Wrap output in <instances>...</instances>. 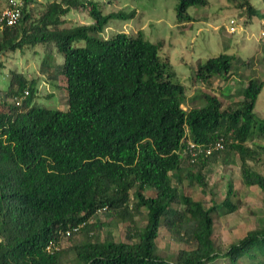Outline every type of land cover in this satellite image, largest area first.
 Here are the masks:
<instances>
[{
    "label": "trees",
    "instance_id": "1",
    "mask_svg": "<svg viewBox=\"0 0 264 264\" xmlns=\"http://www.w3.org/2000/svg\"><path fill=\"white\" fill-rule=\"evenodd\" d=\"M77 1L24 0L18 21L0 27L2 59L16 53L24 64L37 57L39 69L51 67L48 79L65 82L67 104L43 107L36 100L43 76L16 63L8 68L0 94V264H216L221 256L224 264H240L242 257L264 264V223L222 249L212 237L215 206L181 188L183 177L206 187L212 163L237 157L241 182L264 194V168H258L264 144L254 138L264 139V118L254 111L263 81L247 75L232 104L204 91L203 103L185 109L186 86L173 79L161 42L140 29L98 36L110 21L132 14H104L96 1H87L91 24L61 27ZM227 3L264 19L249 0ZM208 4L178 0L176 18L190 20L188 7ZM54 51L62 58L51 64ZM240 67L251 69L252 60L220 53L198 63L193 77L209 84ZM218 138L221 150L199 152L193 162L181 153L186 139L207 144ZM232 188L227 181L222 204L228 211L235 209ZM103 207L125 224L124 239L101 237L102 223L93 218ZM142 214L140 224L135 216ZM74 226L68 239L81 237L59 248L60 231ZM160 227L184 245L175 259L156 250Z\"/></svg>",
    "mask_w": 264,
    "mask_h": 264
},
{
    "label": "rangeland",
    "instance_id": "2",
    "mask_svg": "<svg viewBox=\"0 0 264 264\" xmlns=\"http://www.w3.org/2000/svg\"><path fill=\"white\" fill-rule=\"evenodd\" d=\"M87 1L98 2L104 14L118 10H123L125 13L133 11L131 18L122 21L112 20L104 31L97 35L108 37L119 30L135 33L140 29L149 41H160V54L162 58L168 59L175 73L173 79L186 86V100L183 103L185 109L203 103L205 100L201 92L204 91L219 94L223 97L225 104L237 102L241 98L240 87L247 80L248 75V77H256L263 81L254 111L259 117L264 118V38L259 35L262 19L258 16L248 17L244 12L246 10L244 7H238L236 4L230 5L227 0H208L209 4L205 7L190 6L187 8V13L191 19L182 21L176 18L178 0H78L75 3L76 7L70 9L62 17L63 22L60 26L91 24L93 19L88 13ZM249 2L260 13H264V0H249ZM5 3L6 0H0V11ZM232 17L238 18L237 27L234 33H228V20ZM220 53L232 54L240 62L252 60V67L251 69L240 67L235 74L228 75L227 79L220 76L214 77L209 84L196 81L193 71L197 64L204 63L209 57ZM15 54L14 56L10 54L4 59L0 56L4 63L0 66V94L1 89L5 87L4 80L9 78L8 68L14 67L16 63L17 68H21L20 66L33 68L34 74H39V78L43 76L36 99L44 104L43 107L57 105L58 108L65 109L67 104L63 79L61 77L55 80L48 79L51 67L39 69V66L35 64L37 57H30L32 62L27 61L23 64L24 59L21 55L16 58ZM60 57L62 58V55L54 51L50 58L51 64L60 62ZM254 138L264 144V139ZM211 167V172L206 175V187L194 183L188 184L186 178L183 177L181 188L186 195L201 200L205 207L215 206L212 212V237L216 245L224 249L230 242L241 238L247 230L264 223V194L257 186H245L241 182L237 157L235 162L228 164H220L217 160L212 163ZM258 168L262 170L264 167L258 165ZM229 180L233 187V194L229 196V200L235 204L233 211H228L222 204L227 192L226 182ZM147 193L153 195V192L148 191ZM131 201L134 200L131 198ZM141 210L145 213V209ZM135 219L143 224L144 216L143 214L136 215ZM96 220L102 223L101 237L109 233L115 240L125 238V224L119 222L116 217L103 211L96 213L93 222ZM80 237V234L69 239L61 236L58 247H68L73 240ZM182 247H184L183 244L172 241L167 230L160 227L156 239V250L159 254L175 259L178 249ZM185 248H189V245ZM227 261L226 257L221 256L214 262L224 264ZM239 262L250 264V261L244 257ZM63 264H71V260H65Z\"/></svg>",
    "mask_w": 264,
    "mask_h": 264
},
{
    "label": "built area",
    "instance_id": "3",
    "mask_svg": "<svg viewBox=\"0 0 264 264\" xmlns=\"http://www.w3.org/2000/svg\"><path fill=\"white\" fill-rule=\"evenodd\" d=\"M24 0H7V4L0 13V25H13L15 24L19 17L20 11L19 6L22 5ZM235 29V20L230 19L229 21V31H234ZM261 36H264V24H262ZM224 147L223 139L218 138L207 144H195L194 142L187 141L186 146L184 147V152L189 156L190 161L195 160V156L199 153L210 154L212 151L221 150ZM79 226H74L72 228H67L63 231H60V234L64 237H68L72 232L77 231ZM54 244V242H52Z\"/></svg>",
    "mask_w": 264,
    "mask_h": 264
},
{
    "label": "clouds",
    "instance_id": "4",
    "mask_svg": "<svg viewBox=\"0 0 264 264\" xmlns=\"http://www.w3.org/2000/svg\"><path fill=\"white\" fill-rule=\"evenodd\" d=\"M6 1H7V0H6ZM5 6H6V3H5ZM5 6H4V7H5ZM4 7L2 8V10L4 9ZM2 10H1V11H2ZM1 11H0V13H1ZM131 12L133 13V11H131ZM132 13H131V14H132ZM132 15H133V14H132ZM254 16H256V15H254ZM131 17H132V16H131ZM131 17H130V18H131ZM128 19H129V18H128ZM230 19H234V20H235V29H234V31H232V32L229 31V21H230ZM230 19L228 20V29H227V32H228V33H229V32H230V33H234V32L236 31L237 20H238V18H237V17H236V18H233V17H232V18H230ZM259 19H260V18H259ZM262 24H264V19H262L261 22H260V32H259L260 37H263V38H264V36H261V34H260V33H261V30H262ZM1 26H4V25H0V27H1ZM8 26H10V25H8ZM187 141L194 142V141H192V140H190V139H186V144H187ZM213 141H214V140H213ZM194 143H195V142H194ZM208 143H210V142H208ZM186 144H185V146H186ZM195 144H199V145H200V144H204V143H197V142H196ZM185 146H184V147H185ZM184 147H183L181 153H182V155H187V154L184 152ZM105 210H106V207H103V208H101L100 210H98L97 212H103V211H105ZM61 236H62V235H61ZM62 237H64V236H62ZM66 238H68V237H66Z\"/></svg>",
    "mask_w": 264,
    "mask_h": 264
}]
</instances>
